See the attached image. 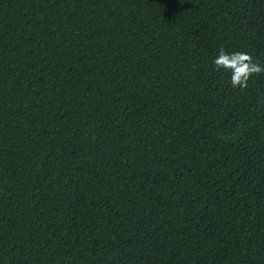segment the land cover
Returning a JSON list of instances; mask_svg holds the SVG:
<instances>
[{
    "label": "trees",
    "instance_id": "trees-1",
    "mask_svg": "<svg viewBox=\"0 0 264 264\" xmlns=\"http://www.w3.org/2000/svg\"><path fill=\"white\" fill-rule=\"evenodd\" d=\"M264 0H0V264H264Z\"/></svg>",
    "mask_w": 264,
    "mask_h": 264
},
{
    "label": "clouds",
    "instance_id": "clouds-1",
    "mask_svg": "<svg viewBox=\"0 0 264 264\" xmlns=\"http://www.w3.org/2000/svg\"><path fill=\"white\" fill-rule=\"evenodd\" d=\"M184 3V0H180ZM216 70L225 69L230 72V83L233 88L246 89L249 79L254 74L264 73V65L254 61L253 57L242 51L226 52L222 47L213 61Z\"/></svg>",
    "mask_w": 264,
    "mask_h": 264
}]
</instances>
